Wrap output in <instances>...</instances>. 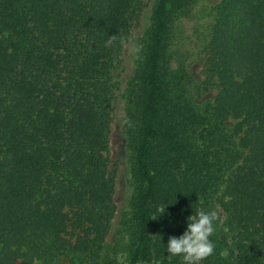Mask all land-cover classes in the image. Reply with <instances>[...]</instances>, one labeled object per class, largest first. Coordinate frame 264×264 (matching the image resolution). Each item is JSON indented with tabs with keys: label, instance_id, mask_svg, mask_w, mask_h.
<instances>
[{
	"label": "trees",
	"instance_id": "obj_1",
	"mask_svg": "<svg viewBox=\"0 0 264 264\" xmlns=\"http://www.w3.org/2000/svg\"><path fill=\"white\" fill-rule=\"evenodd\" d=\"M197 1L152 6L122 107L128 211L108 244L113 71L143 0H0V264H181L169 237L216 206L202 264H264V0L213 7L202 103L174 67Z\"/></svg>",
	"mask_w": 264,
	"mask_h": 264
},
{
	"label": "rangeland",
	"instance_id": "obj_2",
	"mask_svg": "<svg viewBox=\"0 0 264 264\" xmlns=\"http://www.w3.org/2000/svg\"><path fill=\"white\" fill-rule=\"evenodd\" d=\"M155 1L156 0H143L141 11L132 24L130 34L124 42L119 54L118 64L113 71L116 91L110 125L108 158L109 171L114 177L113 200L116 210L112 217L110 231L106 237V242L108 244H113L119 221L128 211L131 185L129 154L121 131L123 121L122 107L128 82L140 60L142 39L150 25L151 10ZM219 1L220 0L197 1L193 8L192 16L189 19L183 20L185 34L177 45L178 55L174 62V67L178 71H183L190 83V88L197 103L212 100L216 92L212 85L206 83V76L204 73V44L208 28L213 20V7ZM219 210L221 219H223L224 213L220 207ZM118 256L120 259H123L122 253L118 252ZM59 264H66V262L64 259H61L59 260Z\"/></svg>",
	"mask_w": 264,
	"mask_h": 264
},
{
	"label": "clouds",
	"instance_id": "obj_3",
	"mask_svg": "<svg viewBox=\"0 0 264 264\" xmlns=\"http://www.w3.org/2000/svg\"><path fill=\"white\" fill-rule=\"evenodd\" d=\"M117 40L116 35H110L105 41V47H111ZM165 211V205L159 208V215L150 219H157ZM220 210L205 211L201 208L187 218V230L179 237L170 236L166 245L167 258L180 257L181 264H202L204 260L212 256L215 244L211 237L216 232L220 221Z\"/></svg>",
	"mask_w": 264,
	"mask_h": 264
}]
</instances>
